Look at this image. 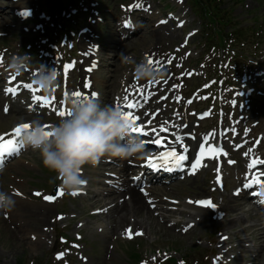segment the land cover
<instances>
[{
    "label": "rangeland",
    "instance_id": "1",
    "mask_svg": "<svg viewBox=\"0 0 264 264\" xmlns=\"http://www.w3.org/2000/svg\"><path fill=\"white\" fill-rule=\"evenodd\" d=\"M147 1L150 2V0H147ZM225 1H226L227 6H229V1H235V0H225ZM246 1L247 3L243 7L244 9L239 8L235 12V17H237L238 22L245 24L244 26L254 24L253 18L255 16L259 17L264 14V0H246ZM50 2L53 3L54 0L43 1V6H44V7L42 6L43 11L47 9L48 3ZM62 2H64V0ZM129 2H131V0H101V6H102V9L106 10L104 11V14H109L110 16H108V18L111 19V17H116L118 5L120 3H129ZM153 4L154 5L152 6V9H156L157 13L160 12L162 16H165L166 13L169 11H174L175 13H177L175 10L177 9L176 5L178 4L175 3V0H154ZM186 5L188 6L187 2H186ZM186 11H188V8H186ZM190 13L189 15H187V18H186L188 21V25H187L188 30L200 29L201 21L199 19H195L192 12ZM193 18H194V23L191 22ZM12 21H13L12 15L0 16V26L4 28V30L0 28V32L5 33L7 35V32H6V30L8 29L7 26L13 27V30L9 28L11 30L9 37L7 35L5 40H0V49L8 46L10 47L12 51L18 52L21 47L24 48L27 45L31 46L30 49L33 48L34 51L35 49H38L40 47L43 48L42 47L43 42H44L43 40L46 39L45 38L46 35H44L43 33H40L38 35H41V37H36L34 35V31H30L28 33H22L20 30H17L15 28V24ZM180 23L182 24L183 22H180ZM71 25H73V23H71ZM48 26H51L52 28H54L51 24H48ZM148 26H151V24H148ZM176 26H177V23H176ZM168 27H171L172 30L165 28V31L162 33V40L160 42H157V40H153L151 38V35H149V33H151L152 31L149 30L147 31L146 41L144 43H140L134 46V42H133V46L130 48H128L127 45L124 46L122 51L117 53L119 55L118 58L120 59V61H122L121 53H123L125 56H128L130 58L129 63H132L135 60L140 61L143 59L145 55L144 53H146V48H148L149 46L151 47L153 45H154V48L161 47V51L159 52V54L173 51V47L175 45H178L182 41L183 35L188 30L181 33L178 29L172 26H168ZM228 30L229 29H226V32ZM103 32L105 33L106 36H108L110 34V29L109 28L103 29ZM172 32L174 33L172 34ZM67 35L69 36V33ZM142 36L143 35H138L137 37L133 39V41H138V40L141 41ZM111 39H113V37H111ZM108 42L106 43V45H108ZM151 42H153L152 45H151ZM248 42L252 44L254 40H248ZM34 43H37L38 46H35ZM192 47H193L192 50L194 49V53H193L194 57L197 53L202 52V49H204V46L202 44L201 33L199 34V36L194 37ZM104 59L107 61V63L109 62L110 64L112 63V61H114V63L112 64L114 65L115 61L117 60V56L105 55ZM53 64L55 63L53 62ZM126 65H127L126 63H123L121 72L118 75H114L115 70L111 71L109 67L102 70L101 78H98L100 80L98 84V88L103 94V96L107 97V94H106L105 89L102 88L101 86L102 82H104L103 84H105V82H108L110 84V88H108L107 93L110 91V94L112 95L111 99L120 90V85H119L120 80L119 79L121 76L124 77L126 75L125 74L127 73ZM114 77H115V80L113 79ZM115 83L117 84L116 86H114ZM1 110H2V103L0 105V132H4L8 130L15 123L21 121L20 119L17 120L13 114L8 117L2 116ZM25 161H27L26 163L33 165L36 169H30L32 171L27 170L26 167L28 168L29 166L28 164H24ZM3 173L4 174L2 175V178L0 177V180L2 181V184H3V190L7 192H10L11 190L13 191L14 186L16 187V189L18 188L24 193H27V192L29 193L30 190H33V189H42L44 187H49L51 189L53 188L55 184V172L49 170L43 165L40 152L30 153L27 157H24L21 161L19 162L17 161L13 163L12 165H10L9 169L8 170L6 169ZM28 173L30 174L34 173L36 180L35 181L30 180L29 177H32V176L29 175ZM229 173L231 175H234L236 173V170L230 171ZM10 174L20 177L21 179L24 180V182L23 183L22 182L21 183L12 182V178L10 177ZM6 175H9V176L6 177ZM204 176L205 175L202 174L201 177L198 178L196 181V182H200V183H197V185L200 186L199 189H192V190L188 189L193 184V181H190L188 184L185 185L186 186L185 190H178L176 194L175 193L168 194L164 192L158 193V196H156L157 198H162L163 196H167L168 198L181 201L182 206L180 207L179 211L173 212V211H170L172 207L170 206L169 202L163 200L159 202V205L163 210L162 214H161V211H159L158 209H155L152 211L147 206V209H149L150 211L148 215L150 219H148L146 212L145 213L142 212L140 216L131 214L128 217V221L121 223V224L118 222H115V220L113 219V215L111 213L108 216H101V219L99 218L87 219V217L83 216L85 213L89 212L93 208L102 207L106 205V202L99 201L97 197L95 196L93 197V200H88V202L84 200H80L77 202L65 201L63 211L68 214L77 213L78 218L80 220L79 222H82L83 224H85L84 228L88 232L86 240L88 242L87 245L89 249L93 242L92 236L95 234H97L98 237L102 236L101 238H98L97 240H95V242L97 241L98 243H100V247H96L98 256L95 257L94 259L93 263L95 264H104V263H101V260H104V258H107L108 256L109 249H108V245L106 244V241L108 238L111 240L109 244L116 245L115 253L114 255L110 256L108 264H117L118 261L123 264V262L125 261V257L122 255H118V254L121 253L119 251V247L122 246L123 243H125V241L120 240L119 235L122 234V232L127 226L131 227V225H133L131 224V221L132 222L137 221V225L132 227L135 231L136 230L144 231V237L139 240H136L135 244L137 245L132 246L135 250L141 252L143 249V253L144 254L146 253L148 255L153 254V252H155L158 249H164V250L170 249L172 251L173 249H175V250H180V251H183L189 254L194 248H203V246H206L205 243L199 240V238L203 236V233L201 232V230H216L213 227H209V228L207 227L205 229V227L202 228V226H200V230L196 229V231L192 235L189 234V235L184 236L181 234L182 226H184L185 222L188 221V216L192 215L191 210L183 206L184 199L186 197L193 196L195 194L197 195L212 194L211 193L212 189H210V186L208 187V180L211 178V176H207L205 186L202 183L204 182L203 181ZM31 183H34L36 187H31L30 185ZM191 191H196V193H193ZM226 194H229V193H226ZM220 196L221 198H223V200H225V203L228 202L227 200L228 196L226 197L225 193H221V192H219L216 195L217 201L219 202L221 201ZM14 199L16 202L19 199L22 200V198H18L15 196H14ZM27 203H31L35 205V208L28 209L31 212L36 210L38 207H41V204L39 202L37 203L27 202ZM231 206H235V205L231 204ZM49 209L51 210V213L49 214V217L51 219L54 217L53 214L55 213V208L50 207ZM41 212L45 214L47 213L44 210H41ZM239 213L241 215V212ZM167 216L170 219H173V221L180 220L181 227L177 228L178 231H176L175 229H169L165 225L162 224V218H166ZM229 217L230 216H227V218L225 219V222L227 221ZM25 219L27 220V223H26V221L23 219V221L25 222V225L27 224V226L24 225L25 229L32 230L34 231L33 233L40 232L41 230H44L45 228L49 227L48 218L46 220H42L41 217L39 218L38 216H35L33 213H27L25 215ZM68 222H71V221L69 219L64 221V226H66ZM76 222L77 221H73L74 225L73 226L70 225L71 226V229H70L71 239H73L74 234L77 232L75 230ZM115 225H117V227H115ZM113 229L116 231H114ZM14 230L15 231L11 230V228L2 220L0 216V263L1 264H9V261L11 264H15V262L18 260V258H20V256H23L26 254L33 255L34 258H37L39 256L41 257L44 256L42 251L48 248L46 245H44L45 244L44 241L34 242L32 243V246L30 247L31 244H29L28 241L22 237V235H24V233L22 232V229L17 230L16 228ZM101 230L103 232H99ZM111 231L113 232V234H109V232ZM142 243L144 245L143 248L141 245ZM129 248L131 250V247ZM180 255L182 254L180 253Z\"/></svg>",
    "mask_w": 264,
    "mask_h": 264
},
{
    "label": "clouds",
    "instance_id": "2",
    "mask_svg": "<svg viewBox=\"0 0 264 264\" xmlns=\"http://www.w3.org/2000/svg\"><path fill=\"white\" fill-rule=\"evenodd\" d=\"M121 59L123 63L130 62V58L123 53ZM37 61L25 52L10 57L5 67L14 76H22L32 70V86L50 95L59 84L60 73L39 61L37 65ZM133 71L138 80L153 83L165 75L163 69H158L147 60L133 62ZM66 103L69 114L51 128L33 121L21 136L25 147L39 150L43 165L56 173L65 191H79L85 184L81 173L86 164L95 166L105 156L128 160L145 154L144 141L133 131L136 125L120 108L101 106L96 96L91 95L70 94ZM2 172L3 168H0ZM14 206V197L0 190V213H9Z\"/></svg>",
    "mask_w": 264,
    "mask_h": 264
},
{
    "label": "snow or ice",
    "instance_id": "3",
    "mask_svg": "<svg viewBox=\"0 0 264 264\" xmlns=\"http://www.w3.org/2000/svg\"><path fill=\"white\" fill-rule=\"evenodd\" d=\"M148 62L150 64L153 63L151 60H149ZM67 67L68 66H65V72L67 71ZM89 86L90 85H87V84L84 85V87H89ZM25 87L30 89L31 84H27V85H25ZM6 91H9V92L15 94L14 89H6ZM72 95L73 96H81L82 93L73 92ZM96 95L97 94L95 92L91 93V96L95 97ZM33 99L37 100L39 105H42L44 107L48 106L47 99L43 96L37 95V96H34ZM123 99H124V104H125L126 108L135 107L134 104L128 103L129 98L127 96H125ZM117 107L119 108V106H117ZM123 112L126 115V117L128 119H130L136 125V127L133 129V131L135 133L142 135V136L147 134L142 127L137 125V120H138L137 116H135L131 111H123ZM57 114L60 116H65V115H68L69 113L66 111H58ZM29 127H30V125L28 123H22V124L18 125L13 130L12 138H6V136H0V157H3L5 154H11V153L19 151V149L22 147V141H21V139H17V138L21 137L23 134V131ZM45 127H47V126H45ZM177 139H179V138H177ZM155 143L157 145H162L163 142L157 138L155 140ZM205 147H206L205 144H199L198 145V148L200 150L201 155H203L205 153ZM207 150L210 153L222 151V149H215L214 147H209ZM158 151H159V149H158ZM249 151H251V150H249ZM187 152H188V148L185 147L183 149V153L186 154ZM185 154H178L176 149L173 148L172 145H168V148L166 150H164L163 152H161L159 156L154 157V158L149 157L148 162L152 168H156L158 166H161L160 164L155 163L154 160L162 161L163 162L162 166H164V167H168L169 164H174V166H176V167H183V162L188 159V156ZM199 163H200V160L196 159V162L194 164H192L193 170H195L196 165ZM253 164L264 165V161L254 159ZM2 166H3V161L0 160V167H2ZM249 166L252 167L253 165H249ZM252 180H253V183H258L261 185L260 195H264V182H261L257 177H253ZM61 194H63L62 191H61ZM72 194L75 195L76 193L73 192ZM37 195H39V193H37ZM44 199L48 200V201H52L54 199V197L45 195ZM197 203H199L201 205H207L209 207H214V205H211V203L209 201H198Z\"/></svg>",
    "mask_w": 264,
    "mask_h": 264
},
{
    "label": "bare ground",
    "instance_id": "4",
    "mask_svg": "<svg viewBox=\"0 0 264 264\" xmlns=\"http://www.w3.org/2000/svg\"><path fill=\"white\" fill-rule=\"evenodd\" d=\"M27 3H29V1ZM163 30L164 29L153 30L152 35H154V38H156L157 42L160 41L161 33H162ZM145 41H146V36L143 35L142 38H141V42L144 43ZM115 71H117V73H118L117 67H116ZM117 73L115 72V74H117ZM93 79H94V84L96 82L98 83L96 77H94ZM113 79L115 80V77ZM132 83L133 82L131 81L130 85H132ZM105 84H106V87L104 86V88H107L108 82H106ZM116 85L117 84L115 83L114 86H116ZM106 94H107V98H108L110 93L109 92L107 93V91H106ZM1 103H2V101H0V105H1ZM13 108H17V112L18 113H20L21 110H22V108L17 103H13L12 104L11 110H13ZM161 122H165V117L160 119L159 123H161ZM164 135L165 134H163V136ZM193 184H196V182H193ZM177 186L174 185L173 187H171L169 189L170 190H175L177 188ZM128 194L131 196L130 202H125L121 207L118 208L116 222H118L120 224L124 223V222H127L128 221V217L131 214H134L136 216L137 215L140 216V214L142 212H144V213L146 212V215H147L148 219H150L149 216H148L150 211H149V209H147L146 204L143 202V198L138 193H136L133 190L128 192ZM230 202H231V204L232 203H237L235 199L234 200L230 199ZM236 207H233V206H230L229 204H226V209L229 211L227 213H229V215L231 216L234 212H237L238 210H241L240 206L236 205ZM193 209H195V208H193ZM195 210H197V209H195ZM197 211H198V215L201 217V220L203 222H205L207 224L212 222V220H210V217L213 216V214L211 212H209L208 210H206V211L197 210ZM133 223L135 224L134 226L137 225V221H135ZM232 223H234V224H243L244 226H246L249 223V220H248L247 216H245L244 218H243V216H241L240 218L233 220ZM219 225H221V224L219 223ZM115 227H117V225H115Z\"/></svg>",
    "mask_w": 264,
    "mask_h": 264
}]
</instances>
